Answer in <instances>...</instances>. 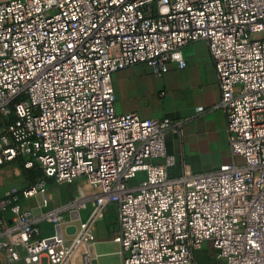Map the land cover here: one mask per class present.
Returning <instances> with one entry per match:
<instances>
[{"label":"built area","instance_id":"built-area-1","mask_svg":"<svg viewBox=\"0 0 264 264\" xmlns=\"http://www.w3.org/2000/svg\"><path fill=\"white\" fill-rule=\"evenodd\" d=\"M198 41L233 157L209 171L169 152L180 121L119 113L113 87L137 64L186 68L184 49ZM17 160L95 190L52 207L45 180L7 191L0 264H97L92 245L79 262L77 251L111 206L122 264H202L207 245L223 264H264V0H0V167ZM40 191L35 213L24 203Z\"/></svg>","mask_w":264,"mask_h":264},{"label":"crops","instance_id":"crops-1","mask_svg":"<svg viewBox=\"0 0 264 264\" xmlns=\"http://www.w3.org/2000/svg\"><path fill=\"white\" fill-rule=\"evenodd\" d=\"M198 42L201 45L197 48L194 42L184 49L186 68L172 65L167 73L156 75L148 65L137 64L114 73L113 87L119 113L180 121L181 125L166 137L169 152L177 158L179 167L209 171L230 164L233 157L226 114L215 109L221 100L215 65L207 43ZM30 200L34 210L35 198ZM111 207L117 214L116 206ZM43 228L48 232L47 225ZM80 257L78 250V262Z\"/></svg>","mask_w":264,"mask_h":264},{"label":"rangeland","instance_id":"rangeland-1","mask_svg":"<svg viewBox=\"0 0 264 264\" xmlns=\"http://www.w3.org/2000/svg\"><path fill=\"white\" fill-rule=\"evenodd\" d=\"M199 45H201L200 42H197V44L194 43V48H197ZM144 176V173H140L138 178L143 179ZM40 180H45L46 192L50 202L48 207L54 205L59 206L74 200L79 196V190H81V192L86 191L87 194L85 195L91 194L95 190L86 178L60 184L53 179L46 178L40 167L26 169L24 163L17 160L0 167V197H2L7 191L21 190L39 182ZM34 198L36 201L34 212L40 213L45 209L44 207H46L45 193L40 191ZM31 203L32 200L26 201L24 205L25 207L30 208ZM91 211L92 205H88L86 209L80 211L81 219L76 222L79 229L80 225L88 218ZM108 215L110 216L108 217ZM99 225L100 227L96 231V228ZM47 228L50 233L55 231L53 225L47 224ZM116 229V211L114 208L110 207L104 214V217L96 224L93 236L89 237L86 243L80 245L78 250H81V255H83L88 247L92 245L96 254L97 264H122V258L120 255L121 248L116 241ZM72 238L73 237H71V239ZM66 244L70 245V240L68 238ZM197 257L199 259H204L203 262L201 261L202 264H223L216 256V252L211 245H207L205 249L197 253ZM42 264H47L45 257H43Z\"/></svg>","mask_w":264,"mask_h":264},{"label":"water","instance_id":"water-1","mask_svg":"<svg viewBox=\"0 0 264 264\" xmlns=\"http://www.w3.org/2000/svg\"><path fill=\"white\" fill-rule=\"evenodd\" d=\"M67 233L70 235H73L76 233V227L75 226H71L67 228Z\"/></svg>","mask_w":264,"mask_h":264},{"label":"bare ground","instance_id":"bare-ground-1","mask_svg":"<svg viewBox=\"0 0 264 264\" xmlns=\"http://www.w3.org/2000/svg\"><path fill=\"white\" fill-rule=\"evenodd\" d=\"M87 188H89V187H87ZM87 188H84V189H87ZM82 193L85 195V194H87V192L86 191H82Z\"/></svg>","mask_w":264,"mask_h":264},{"label":"trees","instance_id":"trees-1","mask_svg":"<svg viewBox=\"0 0 264 264\" xmlns=\"http://www.w3.org/2000/svg\"><path fill=\"white\" fill-rule=\"evenodd\" d=\"M32 185H33V184H32ZM30 186H31V185H30ZM44 225H45V224H44ZM44 225H43V226H44ZM201 261L203 262V261H204V259L202 258V259H201Z\"/></svg>","mask_w":264,"mask_h":264}]
</instances>
